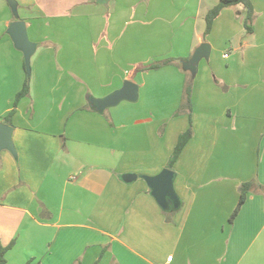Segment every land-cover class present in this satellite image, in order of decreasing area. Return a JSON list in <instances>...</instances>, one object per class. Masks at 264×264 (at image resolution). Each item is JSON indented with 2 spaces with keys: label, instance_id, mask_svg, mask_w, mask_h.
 I'll use <instances>...</instances> for the list:
<instances>
[{
  "label": "crops",
  "instance_id": "obj_1",
  "mask_svg": "<svg viewBox=\"0 0 264 264\" xmlns=\"http://www.w3.org/2000/svg\"><path fill=\"white\" fill-rule=\"evenodd\" d=\"M219 1L22 0L27 6L15 12L0 0V122L13 128L16 148L0 151L5 264H264V0H252L251 33L238 4L221 11L205 38L206 15ZM20 13L31 41L53 34L44 43L62 44L60 59L71 61L65 46L76 44L77 76L93 98L125 80L139 85L138 98L109 113L95 99L83 109L85 85L41 76L49 64L43 46L34 60L36 45L38 73L15 106L27 70L8 29ZM65 18L72 20L48 24ZM204 42L210 55L192 67ZM45 82L58 117L29 106ZM190 127L173 166L181 203L164 209L143 176L167 167ZM246 182L247 199L232 219Z\"/></svg>",
  "mask_w": 264,
  "mask_h": 264
},
{
  "label": "water",
  "instance_id": "obj_2",
  "mask_svg": "<svg viewBox=\"0 0 264 264\" xmlns=\"http://www.w3.org/2000/svg\"><path fill=\"white\" fill-rule=\"evenodd\" d=\"M8 1L13 6V8H15V0ZM8 31L15 41V44L23 51L27 72L31 74V57L36 49V44L29 38L25 21H13L10 24ZM210 47L211 46L209 43H202L193 54V57L189 62L190 65L192 67L196 66L198 61L203 56L209 57ZM138 96L139 85L132 80H125L121 88L114 90L104 98L95 99L94 106L98 110H103L104 108L117 105L125 99L136 100ZM12 135L13 128L4 122H0V151L7 149L16 154V148ZM131 177L136 176H128L129 179H132ZM143 178L150 186L152 195L156 198L157 202L162 208H179L181 201L174 186L175 171L169 168H164L159 174L155 176L145 175Z\"/></svg>",
  "mask_w": 264,
  "mask_h": 264
},
{
  "label": "rangeland",
  "instance_id": "obj_3",
  "mask_svg": "<svg viewBox=\"0 0 264 264\" xmlns=\"http://www.w3.org/2000/svg\"><path fill=\"white\" fill-rule=\"evenodd\" d=\"M111 1V0H109ZM7 2H9L7 0ZM16 4H17V7L21 9H23L24 6H27L25 5L22 0H15ZM96 4V2H93ZM10 4V3H9ZM139 4V3H137ZM11 5V4H10ZM12 7V10H14L13 6L11 5ZM106 8L107 5H105ZM17 19L19 20H22L23 16L22 14L20 13L19 15L18 14H15L14 15ZM72 19H63L62 21H48V24H52V27H54V25L56 24H60L61 25H67ZM45 21H37L36 22V26H42L43 30H47V28L45 27ZM47 26V25H46ZM36 37L32 36L33 39H40V33H36L35 35ZM54 36L53 34H49L48 36L46 37H42L39 42L34 40L33 42L38 45V50L37 52L33 55V58L34 60H36V57L37 55L39 54L40 52V48L43 46L44 48H46V50L44 51V58L46 59V61L48 62L49 65H42L43 69H42V75L41 76H54L55 74L56 77L57 76H65L64 77V80L62 81V87L64 86L65 82L68 81V80H73L74 82H79V83H83L85 85V93H84V96H83V99L85 100V104H83V109H87L88 108V105L89 103L91 102L92 99H95L93 98L94 96L92 95V91L90 88H87L86 89V86L89 85V82L88 80L84 77V76H77V73L79 72V67L77 68V72H76V68H75V58H76V55L78 54V48L76 47V44H71V43H67V45L65 46L67 49V55L69 53V55H71L73 58L71 61H67V57L65 56V58L63 57L62 59H60L57 55V51L59 48H62V44H56L55 46H52L50 47V44H45L44 43V39H49V41H52L50 38ZM75 45V46H74ZM70 48V49H69ZM76 53V54H75ZM183 63V62H182ZM181 63V64H182ZM38 67L36 64L32 65L31 67V71H35L37 72L38 70ZM85 68V71H86V67L88 69H91L92 68V65L89 64V65H84L83 66ZM47 69L49 70L50 73L47 72ZM27 70V69H26ZM38 73V72H37ZM40 76V75H38ZM33 85L35 84L36 82V76H35V73H34V76H33ZM47 82H45V85L38 88L36 86L35 88V91H34V94H32V96L28 97V102H29V106L30 108H32V106H37L38 109H39V112H43L45 114V116H49L51 114V116H55V117H58L59 114H60V104L59 103H54V96L49 94V98L51 99L50 102H47L48 100V96H47ZM165 84V82H164ZM89 87V86H88ZM64 92V91H63ZM63 95V94H62ZM64 98H65V95H64ZM57 99L58 96H57ZM80 104V103H78ZM77 104V105H78ZM120 104V103H119ZM85 105V106H84ZM118 105V104H117ZM115 105V106H117ZM115 106H111V107H107L106 108V112L109 113L110 112V108H114ZM82 107V106H81ZM77 109L78 110H82L79 106H77ZM54 110V111H52ZM67 114H64V117H67L68 116V112H66ZM107 113L105 114V116L107 117ZM31 115H33V112H31ZM50 117V116H49Z\"/></svg>",
  "mask_w": 264,
  "mask_h": 264
},
{
  "label": "trees",
  "instance_id": "obj_4",
  "mask_svg": "<svg viewBox=\"0 0 264 264\" xmlns=\"http://www.w3.org/2000/svg\"><path fill=\"white\" fill-rule=\"evenodd\" d=\"M95 1H98L100 3H105V4L108 3V0H95ZM238 4H243L244 7H246V9H247L245 21H244L245 27L247 29V33H251L254 30L253 21H254L255 10H254L252 0H220L214 7H212L208 11V13L206 15L207 25H206L205 35H204L205 38L209 34V32L211 31L214 20L218 17V15L221 13V11L227 7L235 6ZM14 10H15V12L17 11V4H16ZM172 61H173L172 59L171 60H163L160 63H155V64L149 66L148 69L158 68L162 64L169 63ZM30 82H31V75L27 72V76H26V80L24 82V85H23L22 89L16 95L15 102H14L15 106L18 105L21 98L28 96L30 94ZM187 94H188V101H190V97H191V86L190 85L187 88ZM12 114H13V112L10 113V115H9V117H7V119H9ZM192 136H193L192 127H190L187 131L183 132L180 135L179 141H178V143H177V145L173 151V154H172L166 168L173 170V166H174L175 161L178 159V157H179L181 151L183 150L185 144L189 141V139ZM251 185H252L251 182H246V183L242 184L240 200H239V203L237 205V208L235 209V211L232 215V219L236 216V214L239 212L242 205L245 203V201L247 199V194L250 191ZM170 219L171 218H169V220ZM5 251H6V248H1V250H0V264L6 263ZM25 264H39V263H33L32 260H29Z\"/></svg>",
  "mask_w": 264,
  "mask_h": 264
},
{
  "label": "built area",
  "instance_id": "obj_5",
  "mask_svg": "<svg viewBox=\"0 0 264 264\" xmlns=\"http://www.w3.org/2000/svg\"><path fill=\"white\" fill-rule=\"evenodd\" d=\"M172 258V256H170V259Z\"/></svg>",
  "mask_w": 264,
  "mask_h": 264
}]
</instances>
